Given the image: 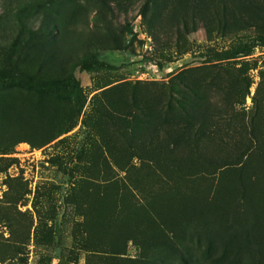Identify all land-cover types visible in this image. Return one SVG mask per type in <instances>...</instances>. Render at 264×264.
<instances>
[{
  "label": "rangeland",
  "instance_id": "rangeland-1",
  "mask_svg": "<svg viewBox=\"0 0 264 264\" xmlns=\"http://www.w3.org/2000/svg\"><path fill=\"white\" fill-rule=\"evenodd\" d=\"M256 37L264 0H0V81L78 85L0 89V264H264Z\"/></svg>",
  "mask_w": 264,
  "mask_h": 264
},
{
  "label": "trees",
  "instance_id": "trees-1",
  "mask_svg": "<svg viewBox=\"0 0 264 264\" xmlns=\"http://www.w3.org/2000/svg\"><path fill=\"white\" fill-rule=\"evenodd\" d=\"M255 41L264 44V39L262 37H256ZM16 45L17 43L15 42L12 49H14ZM249 47H251V45H244L241 48L236 47L235 49L237 52L235 53L246 55L249 51ZM88 59L90 60L92 58L88 57ZM80 68L82 70H87L89 69V64L85 60H82ZM0 83V89L17 88L26 92L43 94L57 100L65 98L68 99L70 97L76 98L78 95V85L73 78L71 80V86L69 87L66 83H62L60 81L34 82L28 78L9 79L8 81H0Z\"/></svg>",
  "mask_w": 264,
  "mask_h": 264
},
{
  "label": "built area",
  "instance_id": "built-area-1",
  "mask_svg": "<svg viewBox=\"0 0 264 264\" xmlns=\"http://www.w3.org/2000/svg\"><path fill=\"white\" fill-rule=\"evenodd\" d=\"M144 74H141V76H143Z\"/></svg>",
  "mask_w": 264,
  "mask_h": 264
}]
</instances>
